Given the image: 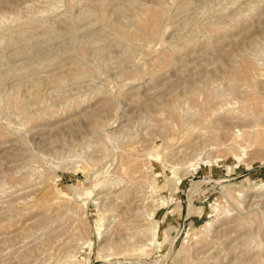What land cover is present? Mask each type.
<instances>
[{"label":"rangeland","instance_id":"1","mask_svg":"<svg viewBox=\"0 0 264 264\" xmlns=\"http://www.w3.org/2000/svg\"><path fill=\"white\" fill-rule=\"evenodd\" d=\"M0 264H264V0H0Z\"/></svg>","mask_w":264,"mask_h":264},{"label":"bare ground","instance_id":"2","mask_svg":"<svg viewBox=\"0 0 264 264\" xmlns=\"http://www.w3.org/2000/svg\"><path fill=\"white\" fill-rule=\"evenodd\" d=\"M158 13H159V12H158ZM150 14H151V13H150ZM154 14H155V13H154ZM154 17H155V16H154ZM156 17H157V16H156ZM156 17H155V19H156V21H157V18H158V17H157V18H156ZM131 161H132V160H131ZM123 167H124V166H123ZM123 167H122V168H123ZM125 167H126V166H125ZM52 261H53V260H52Z\"/></svg>","mask_w":264,"mask_h":264}]
</instances>
